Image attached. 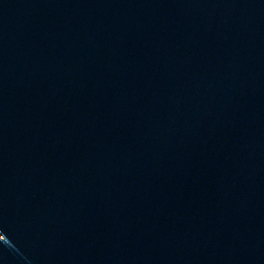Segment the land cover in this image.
<instances>
[{
	"label": "water",
	"instance_id": "water-1",
	"mask_svg": "<svg viewBox=\"0 0 264 264\" xmlns=\"http://www.w3.org/2000/svg\"><path fill=\"white\" fill-rule=\"evenodd\" d=\"M0 264H264V0H0Z\"/></svg>",
	"mask_w": 264,
	"mask_h": 264
}]
</instances>
